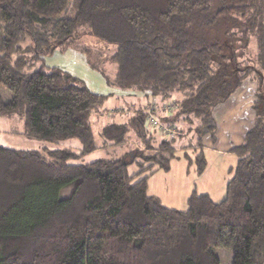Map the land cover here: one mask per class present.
<instances>
[{
    "label": "trees",
    "instance_id": "obj_1",
    "mask_svg": "<svg viewBox=\"0 0 264 264\" xmlns=\"http://www.w3.org/2000/svg\"><path fill=\"white\" fill-rule=\"evenodd\" d=\"M85 36L113 48L121 94L172 106L168 128L146 133L155 108L130 117L124 102L119 122L102 125L97 143L90 118L104 96L45 64ZM247 80L264 103V0H0V117L22 116L38 141L80 146L76 153L0 146V264H221L222 248L232 264H264V108L257 100L220 203L194 192L176 211L147 192L149 176L170 169L182 137L199 149L196 173L205 171L201 149L216 133L213 111ZM133 128L154 147L148 160L131 153L125 163H79L128 142Z\"/></svg>",
    "mask_w": 264,
    "mask_h": 264
},
{
    "label": "rangeland",
    "instance_id": "obj_2",
    "mask_svg": "<svg viewBox=\"0 0 264 264\" xmlns=\"http://www.w3.org/2000/svg\"><path fill=\"white\" fill-rule=\"evenodd\" d=\"M71 10L73 11L72 6ZM103 46L104 45H102L98 41H95L93 38L85 36L83 39H80L77 43H75L73 47L62 48L61 50L54 52L50 56V58L45 59V64L48 68H59L60 70H63L70 74L72 77L79 79L88 88V90H90L94 94L104 96V102L98 109V113L100 114L97 117H94V115L90 118L91 125L93 124L92 129L94 131L95 140L98 141L97 143H99V140H97V134L102 125H106V123L111 122L112 119V121L119 122L117 111H119L118 109L123 106L122 103L124 104V102H126L124 104V107L127 113H134L135 109L144 108L145 111L150 112V108H152V106L155 108V112H157V110L159 111L158 114H156L157 117H155L154 119L157 125L152 126V124H149L148 120L144 121L146 123L145 127L143 126V128L146 133L153 134V131L155 130L158 131L160 129L168 128L169 125L166 124V121H163V119L168 118L169 115H171V113L173 112L172 106H166L165 104L162 105L158 101H155L153 105V101H149V99L147 98L144 99V97L140 95L133 96L131 98L127 96L126 93L121 94L120 88H118L117 86L116 65H114L111 60V56L113 55V48ZM248 84H251V91H249L250 89L245 85V87L243 88L244 90L241 93L237 94L238 96L237 98H235V100L225 102L228 104L224 105V109L220 110L216 107V110L213 111V119H215V122H217L219 126L222 125V122H224V120H222L221 118H223L225 115L228 116L229 112L230 114L228 118L233 114V112H235L237 113V118L240 119V117H242L241 108H243V104L250 99L254 101L257 100V97L254 96V92H252L253 89H257L255 84L250 82ZM256 92L258 93V91ZM122 96L123 98L121 99ZM122 100L124 101L122 102ZM256 106L262 110V108H264L263 101L258 102L257 100ZM132 113H130V117ZM135 114L137 115V117L142 115V113L140 112L139 114ZM23 125L24 118L22 116L18 115L12 116L10 118L0 117V146L14 151H38L42 153L45 150L54 151V149L70 150L76 153L80 149L79 143L76 140H66L65 142L51 144L44 141H38L36 139H33L32 137H28L25 133V128H23ZM175 128H181V131H175L177 135H185L184 126L176 125ZM175 128L170 127L169 132H172L173 130H175ZM217 131L218 133H215L213 135L212 141L209 135L203 139L202 155H204L206 162H208L206 160V155L208 156V159L214 158V155L209 154V150L211 149H206L207 144L209 148H216L219 143H222L220 142L219 128ZM129 135L130 138L128 142H125L124 144L118 146L101 147L98 150L89 153V155H85L84 157H82L79 163H90L95 160H100L101 158L108 160H121L123 161V163H125L133 159L131 153H133V156L140 155L142 158L148 160V156L153 153L154 147H151L152 149L146 148L144 141L142 140L143 137H141L140 134L137 133L136 128L131 129ZM186 140V136L185 138L182 137L179 139L174 149L175 156L180 157L183 152L189 149L186 145ZM158 141L156 140L155 142ZM147 142L150 141L148 140ZM151 144L156 148L157 145L154 142ZM196 152H199V150L197 149ZM185 154L186 156H184L186 159H188L189 163H187V160L182 157L180 160L175 161L176 165L172 162L173 165L170 166V169L168 171H164L162 169L157 170L156 172L152 173L147 179L148 195L151 193L158 198L157 200H159L161 204L171 210L185 211L184 209H186V207H184L185 205H183L182 202L184 201L187 194L184 195V190L190 188V186L199 184L201 179L205 176L202 175L203 173L200 174L201 176H194L191 170L194 169V163L191 164L193 158H190L189 156L192 154ZM139 157H137L136 161L140 160L141 162V158ZM142 161L144 160L142 159ZM181 165L182 167H188L189 172L187 175L182 174V171H180L179 166ZM213 166L215 165L213 164ZM213 166L211 163V167ZM128 169H130L131 172L134 173L137 171V165L132 163L129 165ZM194 170L196 173V167ZM211 171H213L212 168L210 169V172ZM173 182H177L178 187L183 190V192L178 193L176 196H172L171 190L173 188ZM219 195V190L216 189L214 192H212V198H209L216 203H220L222 198H220ZM216 255L221 260V264H232V252L230 250H226L224 248L218 249L216 250Z\"/></svg>",
    "mask_w": 264,
    "mask_h": 264
},
{
    "label": "crops",
    "instance_id": "obj_3",
    "mask_svg": "<svg viewBox=\"0 0 264 264\" xmlns=\"http://www.w3.org/2000/svg\"><path fill=\"white\" fill-rule=\"evenodd\" d=\"M249 82L255 84L257 89L256 90L253 89L252 92H254V96H257L255 94H257L256 91L258 90V84L256 82H254L253 80H247V81L243 82V84L238 88V90L233 94V96L230 99H228V101H226V102H230L231 100H235V98H237V96H238L237 94L241 93L244 90L243 88L245 87V85L250 89L249 91H251V84L249 85L248 84ZM249 95H251V94H249ZM122 98H123V96L121 97V99ZM123 101L124 100H122V102ZM254 102H255L254 100L250 99L243 104V108H241L242 117H240V119L237 118V113H235V112H233V114L228 118V116L230 114V112H229L228 116L225 115L223 118H221L222 120H224V122H222V125L219 126L218 123L215 122L216 123V133H218L217 130L219 128V131H220L219 137H220V142H222V143H219V145H217L216 148H213V147L209 148V146L207 144L206 149L212 150V151L209 150V152H210L209 154L214 155V158L208 159V156L206 155V157H207L206 160L208 162H206V169L202 174L203 176L204 175L205 176L201 179L199 184L190 186V188H187L184 190V192H185L184 195L187 194L184 201L182 202L183 205H185L184 207H186V205H187V202H186L187 199L194 192L195 193L197 192L198 194L209 195V197L212 198V192H214L216 189H218L219 193H220V195H219L220 198H222V199L225 198L226 190H227L226 189L227 184L229 183L230 179L232 178L233 169L236 166L235 164L238 160L236 153L233 152V149L240 147L244 143V138H245L246 134L251 130V127L253 126V124L256 120V118H254V114H255ZM226 104H228V103L220 104L216 107L218 109L222 110V109H224V105H226ZM158 112L159 111H157L156 113L158 114ZM227 118H228V120H227ZM216 139H217V134H216ZM211 141H212V139H211ZM196 150H197L196 145H194V148L192 147V148L186 150L185 152H183V154L180 157L177 156L176 159L171 161L169 168L171 165H173L172 162L175 164V161L180 160L182 157L185 158V156H186L185 153H188V155L190 153L192 154L189 156H190V158H193V160L191 162V164H193ZM201 152L203 153V149H201ZM186 160H187V163H189L188 159H186ZM211 163H212V166L214 164L217 167H215V166L211 167ZM179 168H180V171H182V174H184V175L188 174L189 170H188L187 166L182 167V165H181V166H179ZM211 168L213 171L210 172ZM194 169H195V167H194ZM194 169H191L194 176H201V175H197L195 173ZM172 185H173V188L171 190L172 196L173 195L176 196L178 193L183 192V190H181V188L178 187L177 182H173ZM147 192H148V184H147ZM149 195L155 197L151 193ZM155 198L158 199L157 197H155Z\"/></svg>",
    "mask_w": 264,
    "mask_h": 264
},
{
    "label": "built area",
    "instance_id": "obj_4",
    "mask_svg": "<svg viewBox=\"0 0 264 264\" xmlns=\"http://www.w3.org/2000/svg\"><path fill=\"white\" fill-rule=\"evenodd\" d=\"M150 122H152V124H153V125H157V123H156V122H154L153 120H151Z\"/></svg>",
    "mask_w": 264,
    "mask_h": 264
}]
</instances>
